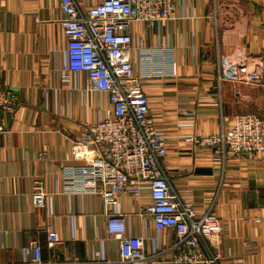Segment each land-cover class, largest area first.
Segmentation results:
<instances>
[{"label": "crops", "instance_id": "crops-1", "mask_svg": "<svg viewBox=\"0 0 264 264\" xmlns=\"http://www.w3.org/2000/svg\"><path fill=\"white\" fill-rule=\"evenodd\" d=\"M77 2L85 9L95 0ZM60 16L58 0H0V77L17 92L16 110L5 117L6 132L0 135V263L30 258L25 247L34 240L43 260L85 259L97 250L109 258L118 255V241L107 239L100 198L60 192L71 141L83 123L100 120L111 108L107 94L88 92L84 73L73 82L61 80ZM133 32L140 47L160 50L162 64L175 62V76L165 68L168 76L146 79L143 86L149 115L167 138L163 164L174 189L199 211L212 205L221 219L217 264H264V229L256 221L264 205V164L244 157L228 158L222 166L212 149L182 140L218 132L236 114L264 116V90L214 78L216 53L243 56L249 65L264 59V0H177L174 18L157 27L136 23ZM139 56L132 51L136 72L143 71ZM36 177L50 193L43 208L29 200ZM121 205L134 209L128 198ZM49 220L62 238L57 256L45 245ZM128 224L131 233L144 236L146 252L174 238L137 216Z\"/></svg>", "mask_w": 264, "mask_h": 264}, {"label": "built area", "instance_id": "built-area-1", "mask_svg": "<svg viewBox=\"0 0 264 264\" xmlns=\"http://www.w3.org/2000/svg\"><path fill=\"white\" fill-rule=\"evenodd\" d=\"M58 1V24L65 39L61 80L73 82L84 73L88 92L105 93L111 102L103 118L83 123L81 134L71 141L68 162L60 170V192L100 198L107 239L118 241V255L109 258L97 250L85 259L43 260L34 240L25 247L30 258L0 264H217L222 221L212 205L199 211L194 201L174 189L163 164L167 138L149 115L143 90L146 79L165 77V68L175 76V62L168 57L162 64L160 50L140 47L133 32L136 23L157 27L174 18L177 0H95L85 9L77 0ZM133 50L140 53L143 71L134 70ZM214 78L218 84L227 81L264 90V59L249 65L243 56L216 53ZM16 107L17 92L0 77V135L6 132L5 117ZM182 140L193 148L212 149L222 166L228 158L244 157L264 164V116L257 113L236 114L218 132L187 134ZM49 196L43 180L34 178L29 192L32 207H46ZM122 198L130 199L134 209H123ZM261 210L256 221L264 229V205ZM131 216L149 220L154 230L171 232L174 238L146 252L144 236L128 229ZM43 232L47 249L57 256L62 238L53 220Z\"/></svg>", "mask_w": 264, "mask_h": 264}]
</instances>
